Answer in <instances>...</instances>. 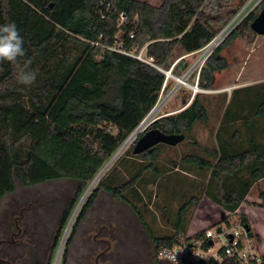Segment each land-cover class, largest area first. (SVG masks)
Returning a JSON list of instances; mask_svg holds the SVG:
<instances>
[{
    "label": "trees",
    "instance_id": "trees-1",
    "mask_svg": "<svg viewBox=\"0 0 264 264\" xmlns=\"http://www.w3.org/2000/svg\"><path fill=\"white\" fill-rule=\"evenodd\" d=\"M206 1L172 0L159 9L147 0H0V25L14 22L26 49V56L15 65L0 62V200L16 190L17 181L25 186L61 178L79 182L61 214L48 264H52L61 235L83 194L152 111L163 88L162 71L123 51L147 45L155 62L168 68L177 46L182 51L179 58L199 50L224 26L217 28L203 16L201 8ZM263 6L264 0L207 60L200 74L202 88H212L215 72L225 68L224 47L252 31L251 23ZM27 60L31 64H26ZM190 60L189 56L181 58L173 72L180 75ZM23 69L38 73L31 86L17 81V73ZM251 87H255L249 93L255 116L264 122V82ZM234 93L223 115L226 95L220 97L222 121L213 148H201L193 134L199 121L210 123L198 93L182 110L155 119L149 127L186 135L183 142L191 141L192 152L180 160L172 159L170 171L179 167L209 171L198 191L230 214L237 213L251 188L264 178V128L246 149L237 146L235 131L229 140L221 141ZM188 100L189 96L183 103ZM163 144L152 146L144 154L134 155L127 148L99 179L75 220L61 264H67L78 226L101 190L132 208L146 225L156 254L160 248L186 239L182 236L187 232V214L200 202L199 193L183 197L177 211L169 205L162 208L163 217L172 212L169 218L174 232L158 234L149 220L155 214L148 186L162 185L161 180L170 172L160 164V158L162 147L172 146ZM127 155H138L141 160H130ZM124 167L131 174L126 179ZM259 195L262 202L255 205L264 209V191ZM224 222L231 227L229 220ZM239 222L251 226L245 214H240ZM205 236L206 230H201L190 239ZM208 246L207 241L204 247ZM259 264H264V258Z\"/></svg>",
    "mask_w": 264,
    "mask_h": 264
},
{
    "label": "rangeland",
    "instance_id": "rangeland-1",
    "mask_svg": "<svg viewBox=\"0 0 264 264\" xmlns=\"http://www.w3.org/2000/svg\"><path fill=\"white\" fill-rule=\"evenodd\" d=\"M147 1L157 6L159 9H163L166 8L172 0ZM261 1L263 0H207L202 6L201 12L203 16L212 23L213 26L220 28L222 25L225 26L232 18L236 16L241 17L242 14L248 11L255 3H260ZM256 38L257 41H255ZM174 52L175 55L172 58V63L168 68L160 65L159 66L165 70L170 69L173 62L179 58L177 56L182 51L177 46ZM221 54L225 60V64L223 63L225 68L215 72V79L212 88H204L210 91H201L198 93L201 95V100L208 110L210 122L206 123L199 121L193 131L195 138H197L201 144V148L202 146H209L208 148L217 146L216 125L220 121V109L223 103H221L222 100L220 98L213 100L211 98L213 93L211 92H214L216 88H220L229 81H234L232 76L233 72L241 68L245 70L246 74L259 76L258 79L264 78V35H259L253 30L247 31L243 37L224 47V50L221 52ZM189 57H191L189 66L182 73H180V75L172 72L173 76L168 78L165 87L162 88L159 94V98L155 107L142 121H145V127H150V124L161 116L182 110L187 106L186 103H190V101L193 99L192 97L194 90L190 85L194 84L195 75L187 78L188 74H186V72L192 66L197 54ZM183 76L185 77V83H179L177 77L183 79ZM188 96L189 100L186 103H183V99ZM137 140L138 137L135 138L131 143L126 142L125 144L128 143L127 145L123 143L124 147L121 146L120 148L123 147L121 150H124L120 153V155L125 153L127 148H131L130 150L133 151ZM190 143L191 141H185L177 144V146H163L160 164L170 171L173 165L171 162L172 159L180 160L184 154L192 152ZM120 155H118L114 160L113 157L115 155L112 157L113 161L108 162V164L101 170V172L103 170L104 171L102 173L100 172L101 174H99L92 183L90 189L88 190L91 191L86 195L85 200L80 203V199V206L78 204L79 207L77 206L75 208L73 217L71 220L69 219L61 235L59 244L53 254L52 264H56L57 261L58 264H61L68 237L82 206L86 202L93 188L96 186V182L107 173V171L116 162ZM127 156L130 157L128 158L130 160L137 162H140L141 160L138 155ZM181 165L182 164L179 166ZM126 169L127 168L125 167L122 169L125 179L131 176V174L127 172ZM129 169L132 168L129 167ZM131 171L133 172L134 169ZM202 173L203 172L196 168L185 171L179 167L177 170H173L165 174L164 179L161 180L162 185L158 186L153 184L148 186V190L151 191V194L153 195L150 207L155 214V217L151 216V219L149 220L154 228L157 229L158 234L171 233L175 230L172 218H169V216L173 215L172 212H169V216L163 217L162 208L165 205H169L172 210L177 211L179 206L184 201L183 197L187 198L191 194H198V188L206 183L209 171L203 174ZM168 176H171L172 179H168ZM78 183L79 182L75 179L61 178L49 180L33 186H25L17 181L16 190L12 193H7L0 200V230L3 227L1 222L4 221L5 218L8 217V220L13 223L15 217H20L19 222L21 226L27 230L24 234L25 236L23 237V240L25 239V246L23 248H19L16 252L12 251L11 247L0 250V252L8 257L16 258L18 261H21L25 264H43L47 262L52 255V248L54 246L61 214L73 195ZM167 186H169L170 189H168ZM262 188L264 189V182L262 183ZM175 189H178L179 191L175 192ZM259 191H261V188H259ZM258 193V188L254 189L251 193L252 197L256 196ZM200 196V202L197 205L190 207L188 211L186 221L187 232L185 234L183 233L182 237L184 239L191 238L194 237L198 231L206 230L207 228L212 227L215 233L213 238L214 245L212 249V252H214L220 250L224 245L223 238L217 232L218 227L223 226L224 231L233 230L237 226L240 227L239 220L241 213L237 211L235 214H230L221 206L212 202L204 193L200 194ZM107 200L108 199H104L102 201V206H99V211L101 209L102 217L106 218L108 215H113L111 213V209H113L111 208L113 207L111 206L112 203L109 204ZM91 208L92 206L88 209L85 215L86 221L84 219L83 222L81 221L82 223L79 224L75 237L69 246L67 264H77L76 260L79 257L77 256V254L79 255L77 252L81 247L88 246L90 242H92L94 235L99 228V219H88L91 216ZM93 211L94 210H92V212ZM252 215L255 216L256 220L253 222L255 226L252 225V222H250L251 229L254 234L253 237H251V244L257 249L258 254H260L261 250L258 247V240L262 242L260 246L263 247L261 249L264 251V209H257L256 211H253ZM226 220H229L231 227H228L227 223L224 222ZM240 230L243 232L242 229ZM1 231L0 237L2 238L3 231ZM256 231L259 232V235L256 234ZM241 237L243 241L246 240L244 233H242ZM7 238L11 239L10 234H8ZM23 240L21 243H23ZM150 241L151 240L149 238V242ZM260 256L261 258H264V255Z\"/></svg>",
    "mask_w": 264,
    "mask_h": 264
},
{
    "label": "built area",
    "instance_id": "built-area-1",
    "mask_svg": "<svg viewBox=\"0 0 264 264\" xmlns=\"http://www.w3.org/2000/svg\"><path fill=\"white\" fill-rule=\"evenodd\" d=\"M258 3L259 2L255 3L248 11L244 12L241 17L236 16L232 18L229 22H227L225 26H223L218 31V33L211 40H209L199 50L185 54L182 57L176 59L173 62L171 68L168 70H165L162 67H160L155 62L154 58L148 54L147 45L143 46L139 50L137 48H133L130 51H123V52L162 71L166 75L163 88L165 87L170 75L173 76L172 72L176 63L183 57L193 56L197 54V57L193 62L192 66L186 72V74H188L187 78H189L192 75H195V82L194 84L190 85L191 88L194 90L193 93V97H194L196 93H199L201 91H206V92L210 91L201 88L199 85L201 70L205 65V63L207 62V60L225 42L226 38L230 35V33L243 20V18L257 6ZM184 76L183 79L185 78ZM177 79L180 78L177 77ZM140 125L136 128V130L133 133L135 134V138L142 135L147 129V127L140 128ZM98 181L96 183H98ZM92 183L89 185V187L83 194L80 203L85 200L86 195L91 191L88 190L90 189ZM78 204L76 205V207L78 206ZM74 212L75 209L73 213ZM73 213L70 217V220L73 217ZM239 226L240 227L237 226L235 229L228 231H224L223 229L222 233H218L223 238L224 249L222 252H220V250L212 252L214 243L210 244V240H213L215 233L212 228H208L206 230L205 237L193 238V239L186 238L180 244H176L172 247L160 248L156 254L157 259L164 262L165 264H213L214 261H219V262L222 261L223 257L227 255L232 258L234 264H259L262 261V258L258 254L257 249L254 248L253 245L251 244V237L246 232L244 226L242 225ZM240 229H242L243 232ZM242 233H244L246 236L245 241H243L241 237ZM207 241L209 243V246L206 248L204 247V244Z\"/></svg>",
    "mask_w": 264,
    "mask_h": 264
},
{
    "label": "crops",
    "instance_id": "crops-1",
    "mask_svg": "<svg viewBox=\"0 0 264 264\" xmlns=\"http://www.w3.org/2000/svg\"><path fill=\"white\" fill-rule=\"evenodd\" d=\"M257 41V38L255 39ZM234 81L228 82L225 85L221 86L220 88H216V90L213 93L211 98L213 100H217L220 97L224 98L226 95V101L224 103L222 115L224 114L227 105L231 99V96L234 93V102L232 103L231 109H230V119L224 124V128L221 132V141L225 142L226 140H229L232 136V134L235 131V137L234 140L238 147H242L243 149H246L250 146L252 141L255 139V136H257L256 139H258L260 134V129L264 128V122L262 120H258V117L255 116V107L252 104V97L251 94L255 87H251L254 84H257L259 82H264V78L258 79L259 76L256 75H250L246 74L244 69L235 70L232 74ZM264 77V76H263ZM225 94V95H224ZM223 95V96H221ZM220 120L217 123V127L221 124ZM258 134V135H257ZM264 182V178L260 179L250 190L246 197V201L242 203L240 208L237 210L241 214H245L248 216L250 222H255L256 218L253 216V211H256L257 209H263L260 207H257L255 204L262 202V199L260 198V191L259 188H261L262 191L264 189L262 188V183ZM258 188V194L256 196L252 197V191L254 189ZM100 194L97 196L96 200L94 201L92 208H91V216L88 219H99V228L103 227L105 225H108L110 222H112L115 218H117L118 213L120 212H129L132 213V208L125 202L116 200L113 198L108 192L101 191ZM104 199H108L107 201L109 204L112 203L111 213L113 215H108L106 217H102L101 209L99 211V206H102V201ZM110 206V205H109ZM117 207V208H116ZM92 210H94L92 212ZM126 210V211H125ZM94 213V214H93ZM106 213V212H105ZM93 214V215H92ZM107 215V213H106ZM85 219V217L82 219ZM86 221V219H85ZM104 221V222H103ZM80 222V223H82ZM103 222V223H101ZM254 225V223L252 224ZM255 226V225H254ZM223 227V226H222ZM98 228V229H99ZM212 228V227H211ZM208 229V228H207ZM206 229V230H207ZM256 234L259 235V232L256 231ZM262 242L258 240V247L261 250V253L259 255H264L263 247L260 245ZM86 247H81L77 253L78 259L81 257L82 254L86 252ZM259 250V249H258ZM78 259L76 262H78ZM70 263V262H69ZM219 264H234L232 258L230 256L225 255L222 259V261L219 262Z\"/></svg>",
    "mask_w": 264,
    "mask_h": 264
},
{
    "label": "flooded vegetation",
    "instance_id": "flooded-vegetation-1",
    "mask_svg": "<svg viewBox=\"0 0 264 264\" xmlns=\"http://www.w3.org/2000/svg\"><path fill=\"white\" fill-rule=\"evenodd\" d=\"M19 218H14V226L8 217L3 218L0 250L11 247L12 251L16 252L25 246L23 237L27 230L21 226ZM8 234L11 239L7 238ZM149 238L146 225L134 211L120 212L112 222L97 230L77 264H165L157 259L154 245L152 241L149 242ZM0 256L16 264H25L1 252ZM43 264H48V261Z\"/></svg>",
    "mask_w": 264,
    "mask_h": 264
},
{
    "label": "water",
    "instance_id": "water-1",
    "mask_svg": "<svg viewBox=\"0 0 264 264\" xmlns=\"http://www.w3.org/2000/svg\"><path fill=\"white\" fill-rule=\"evenodd\" d=\"M251 28L255 33L259 35H264V6L260 10L256 18L252 21ZM188 104L186 103V105ZM134 131L127 138V140L133 135ZM185 138H186V135L184 133H167V132L162 131L159 128L147 127L146 131L142 135L138 136V140L134 146L133 152L134 154H144L149 148H151L152 146L158 143H165L167 145L176 146L177 144L183 142ZM244 228L246 232L249 234V236L253 237L254 234L251 229V226L245 225ZM217 232L222 233L223 227L219 226L217 229ZM213 243L214 241L210 240V244H213ZM0 264H16V263H14L13 261L7 258L0 256Z\"/></svg>",
    "mask_w": 264,
    "mask_h": 264
},
{
    "label": "clouds",
    "instance_id": "clouds-1",
    "mask_svg": "<svg viewBox=\"0 0 264 264\" xmlns=\"http://www.w3.org/2000/svg\"><path fill=\"white\" fill-rule=\"evenodd\" d=\"M24 45L25 40L14 22L0 25V62L7 61L15 65L19 58L26 56ZM25 63L31 64V60ZM37 75L36 71L23 69L17 73L16 78L21 85L31 86L36 81Z\"/></svg>",
    "mask_w": 264,
    "mask_h": 264
},
{
    "label": "bare ground",
    "instance_id": "bare-ground-1",
    "mask_svg": "<svg viewBox=\"0 0 264 264\" xmlns=\"http://www.w3.org/2000/svg\"><path fill=\"white\" fill-rule=\"evenodd\" d=\"M170 76H171V75H170ZM178 82H179V83H185L184 79H181V78L178 79ZM144 123H145V121L142 122V124L140 125V128L145 127ZM134 139H135V134H133V135H132V136H131L126 142L131 143ZM126 142H125V143H126ZM125 143H124V144H125ZM128 143H127V144H128ZM124 144H123V145H124ZM127 144H125V145H127ZM123 145H122V146H123ZM123 147H124V146H123ZM123 147H122V148H123ZM122 148H120V149L116 152L115 156L113 157V160H114L115 158H117V156L120 155L121 152H123L124 149L121 150ZM113 160L111 159L110 161H113ZM110 161H109V162H110ZM103 171H104V170H103ZM103 171H102V172H103ZM102 172H101V173H102ZM101 173H100V174H101ZM58 257H59V256H58ZM57 259H58V258H57ZM56 264H58V261H57Z\"/></svg>",
    "mask_w": 264,
    "mask_h": 264
}]
</instances>
